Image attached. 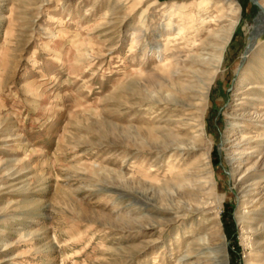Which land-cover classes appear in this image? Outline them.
<instances>
[{"label":"rangeland","instance_id":"1","mask_svg":"<svg viewBox=\"0 0 264 264\" xmlns=\"http://www.w3.org/2000/svg\"><path fill=\"white\" fill-rule=\"evenodd\" d=\"M223 2L0 0V264H264V0Z\"/></svg>","mask_w":264,"mask_h":264},{"label":"bare ground","instance_id":"2","mask_svg":"<svg viewBox=\"0 0 264 264\" xmlns=\"http://www.w3.org/2000/svg\"><path fill=\"white\" fill-rule=\"evenodd\" d=\"M223 1L224 0H216V1H213L212 0V5H211L212 7L211 8H214L216 11H219L221 14H223V12H224V5H223L224 2ZM228 11H229L230 17L232 19H235L236 16H237V13H238V7H234L233 5H229ZM214 21H215V19H212V18H210V19H208V18L203 19L201 21V26H200L201 27V30L202 29H207L208 30L209 27H210V25L213 24ZM257 26H258V24H254L253 25V28L254 27H257ZM231 29H232V25H230V27L227 29V31H226V33H225L224 36H222V37H219L218 36V38H216V35H215V33L212 32V30H208L207 31V35L205 36L206 39H203L200 42H195L194 41V43H193V46L196 49H199L201 47H204V48L210 47V48H213L214 50H216L215 60H214V62L210 63L209 66H208V68L211 69L210 71H208L209 72L208 75L210 74V77H212L211 74L215 73L218 70L217 68L219 67V64H220L221 58H222L221 54H222V52H223V50L225 48L226 43L228 42V36L230 34ZM208 39H215L216 40V43L215 44L209 43L208 42ZM159 51H160V49H159ZM193 63H196L195 60H193ZM210 80H211V78H210ZM201 89H202V91L200 90V88H199L198 91H196L195 88H193V86H191V85H189V86L186 85L184 87H181L179 89V91H181V92H185V91L195 92L196 91V94L187 95L186 97L188 99L185 100V101H182V103L179 101L180 104H178V106L181 105L182 108H183V105H184V106H186V108H187L186 110H188V111L193 110L194 106H196V107H199V105L200 106H206L207 105V102H208V94H209V89H210V83L204 82L202 84ZM170 100H172V99H170ZM180 107H179V109H182ZM188 121H191V119H188ZM196 123H197V126H199L201 124V122L199 120H197ZM180 129L181 130H185L184 127L183 128L180 127ZM170 137L171 136H168V135H166V136H157V137H155V140L156 141L159 140V142H162L165 145L168 142H170V139H172ZM198 139H200V141H201L202 140V137L201 136L200 137L198 136ZM172 140L175 141L174 139H172ZM263 165H264V158H261L259 161H256L254 165H250L247 169H249V168L251 169V167H254L255 168V171H260L261 172V170H259L258 167L260 168V166H263ZM253 178H254V176H250L249 178L247 177L246 179L242 180V182L252 181ZM245 192H246V189H244L242 191V193H245ZM220 251L221 250L219 249V252ZM221 256L222 255L220 254L219 257H221Z\"/></svg>","mask_w":264,"mask_h":264}]
</instances>
